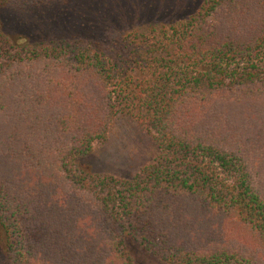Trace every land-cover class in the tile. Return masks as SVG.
<instances>
[{"label":"trees","instance_id":"1","mask_svg":"<svg viewBox=\"0 0 264 264\" xmlns=\"http://www.w3.org/2000/svg\"><path fill=\"white\" fill-rule=\"evenodd\" d=\"M139 24L27 40L0 23L1 264H261L264 0ZM123 116L153 156L128 176L83 169Z\"/></svg>","mask_w":264,"mask_h":264},{"label":"rangeland","instance_id":"2","mask_svg":"<svg viewBox=\"0 0 264 264\" xmlns=\"http://www.w3.org/2000/svg\"><path fill=\"white\" fill-rule=\"evenodd\" d=\"M202 1L55 0L32 8L17 7L10 10L3 6L0 23L11 38H98L105 37L113 30L129 31L133 27L139 30L144 28L139 26L143 20L162 21L185 17ZM131 24L132 27L125 28ZM155 150L154 141L146 127L135 119L123 116L114 122L106 140L95 143L93 150L77 162L88 171L128 176L146 164ZM234 228L239 231L236 226ZM143 254L145 257L142 259H146L144 264H167ZM262 256L264 250L260 253L261 264L264 261Z\"/></svg>","mask_w":264,"mask_h":264}]
</instances>
